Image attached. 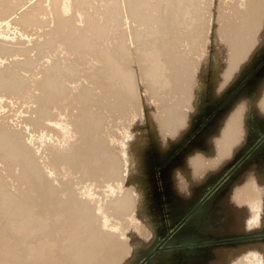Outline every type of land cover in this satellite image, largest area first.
<instances>
[{
  "label": "bare ground",
  "instance_id": "1",
  "mask_svg": "<svg viewBox=\"0 0 264 264\" xmlns=\"http://www.w3.org/2000/svg\"><path fill=\"white\" fill-rule=\"evenodd\" d=\"M0 264H264V0H0Z\"/></svg>",
  "mask_w": 264,
  "mask_h": 264
},
{
  "label": "rangeland",
  "instance_id": "2",
  "mask_svg": "<svg viewBox=\"0 0 264 264\" xmlns=\"http://www.w3.org/2000/svg\"><path fill=\"white\" fill-rule=\"evenodd\" d=\"M27 4H28V3H26L25 6L23 5V8H20L19 11H21V9H24V8L27 6ZM19 11H17V12H19ZM14 15H15V14H13L12 17H13ZM30 36H32V35H29L28 39H32V38H33V37H30ZM25 37H26V36H25ZM25 37H24V38H25ZM35 38H36V35H34V38H33V39H35ZM26 39H27V37H26ZM28 44H29V43H28ZM11 105H13V104H11ZM14 106H16V105H14ZM8 108H9V107L2 108L3 111L1 110V112L4 113V114H6V115H7V114L10 115L11 113H14V114H17V115H22V113H23V115H24V114L26 113V111H24L23 109H19L20 111H19V112H18V111H15V112H16V113H15V112H13L11 109L8 110ZM220 110H222V108H220V109L218 110V112H219ZM5 111H6V113H5ZM9 111H10V112H9ZM21 111H22V113L20 114ZM24 112H25V113H24ZM220 112H221V111H220ZM18 113H19V114H18ZM27 114H28V113H27ZM14 117H15V116H13V118H14ZM15 118H16V117H15ZM204 126H205V125H204ZM204 126H203V127H204ZM251 157H252V156H251ZM251 157H249L248 160L251 159ZM172 163H173V159H170V162L167 163L166 167H167V166L169 167ZM164 168H165V167H164ZM186 246H187V247H186ZM202 247H203V248H202ZM205 247H206V246H205ZM205 247H204V245H201V246H200V245H199V246L184 245V246H182V247H179V248L176 249V250H178L179 252H184V251H186V250H198V251H202ZM194 248H195V249H194ZM164 249H165L166 251H165ZM180 249H181V250H180ZM182 249H183L184 251H183ZM185 249H186V250H185ZM162 251L168 252V251H170V250L167 249L166 246H164V248H163Z\"/></svg>",
  "mask_w": 264,
  "mask_h": 264
}]
</instances>
